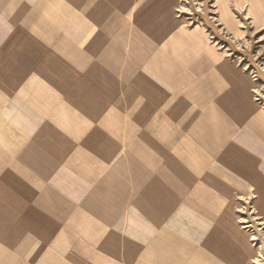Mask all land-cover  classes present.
Masks as SVG:
<instances>
[{"label": "crops", "instance_id": "1", "mask_svg": "<svg viewBox=\"0 0 264 264\" xmlns=\"http://www.w3.org/2000/svg\"><path fill=\"white\" fill-rule=\"evenodd\" d=\"M181 4L0 0V264H264L261 85Z\"/></svg>", "mask_w": 264, "mask_h": 264}, {"label": "rangeland", "instance_id": "2", "mask_svg": "<svg viewBox=\"0 0 264 264\" xmlns=\"http://www.w3.org/2000/svg\"><path fill=\"white\" fill-rule=\"evenodd\" d=\"M212 5L213 0H182L178 14L186 18L192 25L201 23L206 24L210 30L213 41L227 49L234 58L239 59L247 70L253 72L261 85L257 92L258 100L264 103V51L259 49L261 42L257 40L259 38L258 35L252 31L244 37L238 38L232 35L219 24L216 17V10H214ZM112 129L116 130L115 127H112ZM134 141L135 139L130 138L129 144H132ZM134 156L135 155H132V157ZM147 203L149 204V202ZM250 205V202H246L245 205L240 208V213L238 214L242 227L247 231L254 232L255 227L253 226H255L254 224L258 225V221L260 220H256L254 210ZM120 218L121 216L119 215L114 216L113 225L120 223ZM82 226H84L83 223ZM258 229H260V226H258ZM260 232L263 234L262 230H260ZM113 237L117 238V235Z\"/></svg>", "mask_w": 264, "mask_h": 264}]
</instances>
